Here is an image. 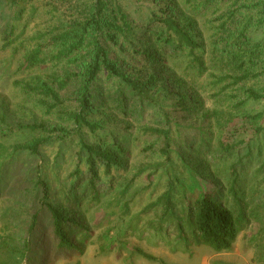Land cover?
<instances>
[{"label": "trees", "instance_id": "trees-1", "mask_svg": "<svg viewBox=\"0 0 264 264\" xmlns=\"http://www.w3.org/2000/svg\"><path fill=\"white\" fill-rule=\"evenodd\" d=\"M3 2L12 20L0 25V71L14 70L7 87L53 119L15 123L0 100V194L20 180L14 193L31 208L24 234L5 226L0 255L27 264L84 256L91 208L116 225L117 236L102 237L108 246L142 229L174 251H233L264 212V0ZM172 108L200 117L189 152ZM139 142L156 158L130 178ZM191 153L214 161L194 166ZM232 153L240 161L228 165ZM255 156L262 164L248 176ZM143 175L152 182L142 201Z\"/></svg>", "mask_w": 264, "mask_h": 264}, {"label": "rangeland", "instance_id": "rangeland-1", "mask_svg": "<svg viewBox=\"0 0 264 264\" xmlns=\"http://www.w3.org/2000/svg\"><path fill=\"white\" fill-rule=\"evenodd\" d=\"M0 25L7 24L12 20V13L10 9L5 7V3L3 0H0ZM3 55V54H2ZM15 71L2 70L0 71V100L4 101L2 103L0 101V110L1 106L4 104L7 108L8 116L11 120H14L15 123L24 122V123H33L35 121H41L43 119H53L46 115L45 111L42 110L40 104L35 102L34 100L22 96L19 92L14 89L7 87L6 83L8 82L7 78L10 75H13ZM173 92L176 90L171 87ZM215 96V92H209L206 95L208 97ZM212 98V97H211ZM217 99V98H216ZM210 102H207L204 105V108H210L214 102V99H210ZM133 106V103H130V107ZM172 115L174 118L180 121V123L185 126V130H183V135L188 136L185 138H179L180 148L183 143H180L181 140H185L186 147L189 152L190 148H194L199 144L200 138H198V131L193 129L194 124H199L200 120L198 118L199 115L191 116L190 120H186L185 114L181 111L176 110L174 108L171 109ZM195 118H197L195 120ZM194 119V120H192ZM192 120V121H191ZM140 122L147 124L148 119L146 115L140 120ZM206 123V124H205ZM208 122H203L202 127L207 128L205 131L208 132L210 127L208 126ZM135 128L137 124L134 125ZM210 134V132L208 133ZM208 136V135H207ZM177 137V136H176ZM143 141L149 142L150 136H146L145 134L141 138ZM205 144H201L202 149L205 150L208 148V142L210 141L209 137H205ZM144 144L139 142V147L132 154V159L130 162L134 166L142 165L147 162H150L156 158V156L146 153L143 150ZM193 153L189 154L188 161L196 166L198 162L206 159L204 163H209L214 161L212 159V155H208L205 153L204 156H192ZM241 155L237 153H232L227 160V164L231 165L238 161H240ZM145 162V163H144ZM180 164V163H179ZM178 164V165H179ZM202 164V163H200ZM262 164V162L258 161V158L255 156L253 160L252 166L253 168L247 167L246 163L243 165V171L248 176H252L257 168ZM137 167L133 168V173L130 176L132 178L136 174ZM245 169V170H244ZM183 171V174L186 175L185 170L181 167L179 169ZM187 176V175H186ZM264 179V174L262 177ZM136 188L137 191H144V194L139 200L148 198L151 190H147L148 184L151 183L152 178H148L147 175H143L141 178L136 179ZM156 179H154V184L156 185ZM17 179H14L16 182ZM21 183L19 180L18 185ZM17 185V186H18ZM15 186L14 188H10L7 194L1 193L0 200H6L4 206L0 208V234L5 229V226H14L17 234H24L26 227L28 225L30 207L25 206V204L18 203L17 194L14 193V190L18 191L19 186ZM262 190H264V185ZM2 200V201H3ZM257 202H261L260 199H257ZM23 203V202H22ZM146 203L143 204V206ZM97 208L89 209L87 218H83V223L87 224V227L90 230V234L93 238L90 240L87 245V249L84 256H77L75 254H69L68 256L50 259L49 264H263L264 263V241H261V237L254 238L256 235H263L262 228L264 227V212L262 210H258L262 215L259 217L257 221H254L250 228L243 231L237 243L234 246L233 251L231 252H223V253H215L211 249L206 247H193L188 251H174V246L168 245L167 243L160 242L154 239L149 233L142 234V229L134 232L133 235H127V237L121 239V241L111 243L109 246L102 240V237H115L117 236V232L114 228L116 225L114 223H110L111 225H106L110 220L107 218V214H101L94 217L95 211ZM76 216V215H75ZM80 216H76V221L79 223L82 218ZM8 227V228H9ZM115 230V231H114ZM90 235V236H91ZM74 240L76 241V237L74 236ZM133 247H139L149 254H152L156 258H158L159 262H151L147 261L135 254L132 253ZM0 264H27L26 260L15 262L11 256L6 253H2L0 255Z\"/></svg>", "mask_w": 264, "mask_h": 264}]
</instances>
